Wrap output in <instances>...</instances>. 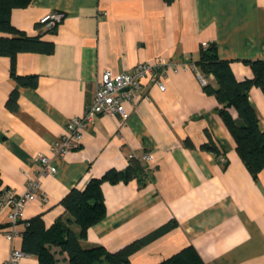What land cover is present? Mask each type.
<instances>
[{
    "label": "crops",
    "instance_id": "obj_1",
    "mask_svg": "<svg viewBox=\"0 0 264 264\" xmlns=\"http://www.w3.org/2000/svg\"><path fill=\"white\" fill-rule=\"evenodd\" d=\"M53 10L65 13L59 23H38ZM10 22L51 41L53 50L16 55V73L36 75V87L20 85L10 75V58L0 55V188L22 194L29 179L40 183L17 224L10 223L9 207L0 208V264L12 248L21 250L27 220L39 215L48 228L66 216L60 201L71 188L83 189L89 179L146 153L152 173L145 185L135 179L101 184L105 216L86 229L84 247L115 252L171 222L129 264H156L188 244L206 264H264V169L252 177L216 111L215 96L203 89L205 83L215 86L213 75L194 65L202 43L214 41L235 78H250L242 60L264 59V0H31L10 11ZM156 57L167 61L165 90L143 80L141 91L121 102L125 124L97 114L77 148L56 154L54 143L67 122L90 106L104 70L117 74ZM13 90L16 110L6 106ZM249 100L264 129V93L251 87ZM229 112L237 116L234 108ZM206 129L221 153L199 147ZM37 154L56 166L54 174H42ZM50 249L58 264H67L58 246ZM18 264L38 259L24 254Z\"/></svg>",
    "mask_w": 264,
    "mask_h": 264
},
{
    "label": "trees",
    "instance_id": "obj_2",
    "mask_svg": "<svg viewBox=\"0 0 264 264\" xmlns=\"http://www.w3.org/2000/svg\"><path fill=\"white\" fill-rule=\"evenodd\" d=\"M30 1L0 0V55L10 58V75L20 85L36 87V75L16 73V55L19 52L50 53L53 43L42 40L37 35H26L10 22V11L16 7H25ZM163 1L169 4L173 0ZM242 62L251 68L252 76L238 80L231 71L229 60L218 56L216 42L212 41L207 42L206 46H200L194 65L200 73L213 75L215 86L205 83L203 89L215 96L218 102L216 111L233 137L238 155L255 178L264 169V129L259 126L255 109L249 100V91L251 87H258L264 93V59H244ZM17 98L18 92L11 91L6 106L16 110ZM229 108L235 109L236 117L230 114ZM205 132L207 141L199 147L214 154L221 153L219 144L211 132L208 129ZM151 171L142 157L131 156L124 168L106 170L100 177L89 179L83 189L71 188L60 201L67 213L65 217L57 218L48 228H45L39 215L26 221L21 251L35 255L38 264H58L50 245L58 246L59 250L66 254L67 264H129V258L135 251L166 233L172 223L167 222L159 226L115 252H110L100 245L84 247L81 237L88 227L105 216L104 195L101 189L103 182H127L135 179L139 186H143L150 180ZM6 189L0 188V194ZM72 225H75L78 231H75ZM156 264L206 263L195 247L188 244Z\"/></svg>",
    "mask_w": 264,
    "mask_h": 264
},
{
    "label": "built area",
    "instance_id": "obj_3",
    "mask_svg": "<svg viewBox=\"0 0 264 264\" xmlns=\"http://www.w3.org/2000/svg\"><path fill=\"white\" fill-rule=\"evenodd\" d=\"M65 16L60 10L46 12L39 19L38 23L46 28H52ZM203 46L207 42L202 43ZM167 61L162 57H156L151 61L138 63L128 71H121L113 74L111 70H104L98 82L95 94L90 106L79 117L70 119L65 127V132L54 143L53 149L59 156L64 155L73 148H77L81 142L84 129L92 124L93 118L100 113L115 115L118 117V124H125L128 113L124 110L121 102L124 99L132 100L134 96L143 88V80L158 86L160 90H165V71ZM198 76L201 74L198 72ZM143 92V91H142ZM147 98V95H142ZM41 164L42 174H54L56 166L43 154L35 156ZM143 160H149L148 153L142 156ZM223 160V158H222ZM40 183L38 178L29 179L26 183V190L22 194H16L7 188L0 194V208L9 207V220L12 225L17 224L23 218L24 209L29 201L37 197ZM10 237V233H7ZM23 252L17 248H12L6 264H18L23 256Z\"/></svg>",
    "mask_w": 264,
    "mask_h": 264
}]
</instances>
